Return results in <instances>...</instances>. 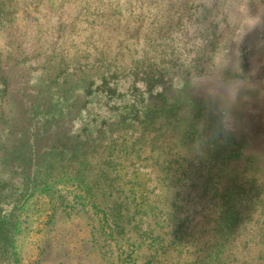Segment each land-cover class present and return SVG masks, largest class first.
Wrapping results in <instances>:
<instances>
[{
	"label": "rangeland",
	"instance_id": "rangeland-1",
	"mask_svg": "<svg viewBox=\"0 0 264 264\" xmlns=\"http://www.w3.org/2000/svg\"><path fill=\"white\" fill-rule=\"evenodd\" d=\"M0 66V264H264V0H0Z\"/></svg>",
	"mask_w": 264,
	"mask_h": 264
},
{
	"label": "trees",
	"instance_id": "trees-1",
	"mask_svg": "<svg viewBox=\"0 0 264 264\" xmlns=\"http://www.w3.org/2000/svg\"><path fill=\"white\" fill-rule=\"evenodd\" d=\"M15 59L16 58H14V62ZM16 62L13 65H16L17 64ZM7 67L8 66H6V68L0 66V87H2V89H0L1 102L7 101L10 98V90H9L10 76ZM5 111H6V106L0 105V119L3 116V114H5ZM5 237H6V231L5 229H3V224L0 223V238H5Z\"/></svg>",
	"mask_w": 264,
	"mask_h": 264
},
{
	"label": "clouds",
	"instance_id": "clouds-1",
	"mask_svg": "<svg viewBox=\"0 0 264 264\" xmlns=\"http://www.w3.org/2000/svg\"><path fill=\"white\" fill-rule=\"evenodd\" d=\"M237 87V86H236ZM235 90H236V88H235ZM235 94V91L232 93V95H234Z\"/></svg>",
	"mask_w": 264,
	"mask_h": 264
}]
</instances>
